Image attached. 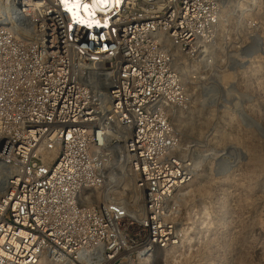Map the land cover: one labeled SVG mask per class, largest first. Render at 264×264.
<instances>
[{"label":"built area","instance_id":"built-area-1","mask_svg":"<svg viewBox=\"0 0 264 264\" xmlns=\"http://www.w3.org/2000/svg\"><path fill=\"white\" fill-rule=\"evenodd\" d=\"M115 1L0 0V264H137L180 243L172 210L194 163L173 119L194 100L230 108L223 7ZM240 50L254 49L233 42L224 65ZM119 145L141 225L105 188Z\"/></svg>","mask_w":264,"mask_h":264},{"label":"rangeland","instance_id":"rangeland-1","mask_svg":"<svg viewBox=\"0 0 264 264\" xmlns=\"http://www.w3.org/2000/svg\"><path fill=\"white\" fill-rule=\"evenodd\" d=\"M219 1L224 11L220 71L228 76L223 86L230 108L208 112L194 100L180 111V126L173 119L183 153L192 158L198 175L194 186L183 196L178 194L172 210L182 235L189 239L168 257L167 249L158 251L151 264H264V0L249 14L243 10L249 0H237L239 11L236 0ZM248 17L257 27L244 24ZM233 42L254 50L250 55L240 50L239 64L228 67L224 64L233 55ZM204 118L207 124L197 133ZM251 146L260 151L259 164L252 160ZM111 186L126 209L142 218L143 194L126 164L112 175Z\"/></svg>","mask_w":264,"mask_h":264},{"label":"bare ground","instance_id":"bare-ground-1","mask_svg":"<svg viewBox=\"0 0 264 264\" xmlns=\"http://www.w3.org/2000/svg\"><path fill=\"white\" fill-rule=\"evenodd\" d=\"M114 3L116 2L115 0H113ZM251 1V4L253 5V3H257L259 2V0H250ZM241 2L238 1V10H241ZM222 12L224 13L223 11V8H222ZM227 78L228 76L227 75H221V76H218V83L219 85H223L226 83L227 81ZM210 112V111H208ZM207 112V113H208ZM207 116V115H206ZM181 114L180 113H176L175 115V124L176 125H181ZM205 117V116H204ZM192 121V119H191ZM191 123V122H190ZM198 123V122H197ZM207 124V118H204V121L202 122H199L197 127H196V130H197V133H202V128L203 126H205ZM191 125V124H190ZM208 127V126H207ZM216 133V132H215ZM214 134V133H213ZM214 138V137H213ZM218 138V137H217ZM215 139V138H214ZM220 139V138H219ZM216 140V139H215ZM119 149H120V152L118 151L117 152V155L115 157V159L112 161V163L109 165V172H108V175H107V180L105 182V188H109V186L111 185V182H112V175H115L121 171H123V166L126 164V154L124 152V150H122V147L121 145L117 146ZM252 147V146H251ZM249 149V148H247ZM259 149H256L254 147L251 148V152L253 153V159L255 161V163L259 164V161H260V151H258ZM249 152V150H248ZM49 156V155H48ZM221 167L223 168V163L220 164ZM195 164H194V174H193V178L191 181H189L187 184H185L184 186L180 187L177 192H176V195H178L180 193L181 196H183L185 194V191H187L189 188H191L192 186H194L196 184V180H197V177L198 175L196 174V168H195ZM132 175V173H131ZM111 179V180H110ZM1 193V191H0ZM121 194V193H120ZM142 206L143 208V204L141 203L140 207ZM125 213L127 214V219L126 221L127 222H132L133 225H141L142 224V218H139L137 214L135 213H131L129 210H125ZM141 213H142V209H141ZM189 239V236H185V235H182L181 239H180V242L181 243H184L185 241H187ZM173 247L171 248H168L167 250H165V253H164V257H168L169 253L173 251ZM256 253V252H255ZM154 257V260H152V263H154L155 261V255L153 256ZM47 262H50L48 260H42L39 264H46ZM50 263H54V262H50ZM139 264H151L150 263V260L149 259H141L139 262ZM137 263V264H138ZM57 264H80V263H77L71 259H65V260H62L61 263H57Z\"/></svg>","mask_w":264,"mask_h":264},{"label":"snow or ice","instance_id":"snow-or-ice-1","mask_svg":"<svg viewBox=\"0 0 264 264\" xmlns=\"http://www.w3.org/2000/svg\"><path fill=\"white\" fill-rule=\"evenodd\" d=\"M66 2H67V0H66Z\"/></svg>","mask_w":264,"mask_h":264}]
</instances>
